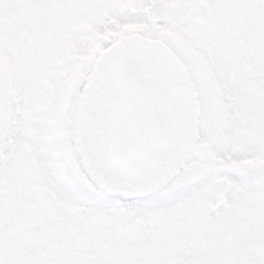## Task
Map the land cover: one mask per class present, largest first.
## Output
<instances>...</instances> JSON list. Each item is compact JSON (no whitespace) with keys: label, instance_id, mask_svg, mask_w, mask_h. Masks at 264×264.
Instances as JSON below:
<instances>
[{"label":"snow or ice","instance_id":"6c2138e0","mask_svg":"<svg viewBox=\"0 0 264 264\" xmlns=\"http://www.w3.org/2000/svg\"><path fill=\"white\" fill-rule=\"evenodd\" d=\"M0 264H264V0H0Z\"/></svg>","mask_w":264,"mask_h":264}]
</instances>
